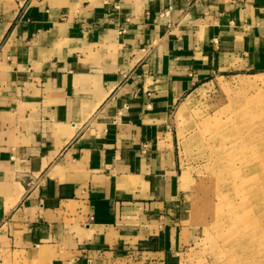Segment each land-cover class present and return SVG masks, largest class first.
Here are the masks:
<instances>
[{
    "label": "crops",
    "instance_id": "obj_1",
    "mask_svg": "<svg viewBox=\"0 0 264 264\" xmlns=\"http://www.w3.org/2000/svg\"><path fill=\"white\" fill-rule=\"evenodd\" d=\"M233 73L264 74V0H0V251L167 247L174 110Z\"/></svg>",
    "mask_w": 264,
    "mask_h": 264
},
{
    "label": "rangeland",
    "instance_id": "obj_2",
    "mask_svg": "<svg viewBox=\"0 0 264 264\" xmlns=\"http://www.w3.org/2000/svg\"><path fill=\"white\" fill-rule=\"evenodd\" d=\"M172 127L180 178L167 247H130L88 264H264V74L214 75L176 107ZM208 129L227 130L236 152L251 157L237 164L243 185L236 169L225 171L228 156L213 153ZM59 250H3L0 264H63L71 257Z\"/></svg>",
    "mask_w": 264,
    "mask_h": 264
},
{
    "label": "bare ground",
    "instance_id": "obj_3",
    "mask_svg": "<svg viewBox=\"0 0 264 264\" xmlns=\"http://www.w3.org/2000/svg\"><path fill=\"white\" fill-rule=\"evenodd\" d=\"M205 133H206V135H208V137H209L208 139H211L210 142L213 143L212 144V147L214 149L213 153H216V156H220V155L228 156L227 159H228V163L230 166L226 167L225 171H231V170L236 169V172H235L236 178L235 179L242 180V185H243L245 182V176L242 175V173H240V171L237 168V164L244 166V165H246L248 160H250L251 157L248 155H242L240 152H236L239 144L238 143L236 144L235 141H228L231 137V133H227V130L214 131V130L208 129L207 131H205ZM236 133H237V131H236ZM222 140L228 141V143L222 144ZM225 164H227V163H225ZM228 173L229 172H227V174Z\"/></svg>",
    "mask_w": 264,
    "mask_h": 264
}]
</instances>
